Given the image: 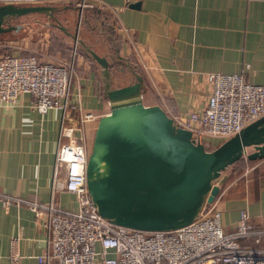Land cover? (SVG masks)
<instances>
[{
	"label": "crops",
	"instance_id": "1",
	"mask_svg": "<svg viewBox=\"0 0 264 264\" xmlns=\"http://www.w3.org/2000/svg\"><path fill=\"white\" fill-rule=\"evenodd\" d=\"M88 4L80 13L77 38L107 61L110 88L133 82V67L141 76V103L158 105L168 117L204 106L208 73H242L249 83L264 82V0H88ZM31 5L51 7L52 16L28 12L8 17L6 24L17 29L0 33L2 46L11 54H25L22 51L33 43L37 63L65 61L67 47L49 50L48 45L51 37H61L65 43L72 40L75 0H37ZM102 13L113 20L117 48L109 42ZM79 48L83 51L73 57L71 94L62 126L70 128L71 138L82 144L85 137L92 138L98 118L109 112L110 105L103 94L101 68L80 43ZM30 100L23 93L12 106L0 105V191L47 202L52 182L65 179V166L54 165L55 148L69 139L59 137L60 110L38 113ZM250 151L251 147L246 149ZM227 175H220L211 201L219 211L222 231L235 229L240 210L247 213L252 228L264 229V157L228 180ZM52 201L63 209H75L71 193L53 191ZM12 236L19 237V264H38L35 257L43 245L40 220L25 206L5 210L0 205V264H7ZM237 241L245 248L264 249V236L257 243L250 237Z\"/></svg>",
	"mask_w": 264,
	"mask_h": 264
},
{
	"label": "built area",
	"instance_id": "2",
	"mask_svg": "<svg viewBox=\"0 0 264 264\" xmlns=\"http://www.w3.org/2000/svg\"><path fill=\"white\" fill-rule=\"evenodd\" d=\"M37 0H0V4L31 5ZM77 24L88 0H75ZM77 32V29H75ZM77 37V34H76ZM78 39V38H77ZM79 40V39H78ZM74 57L76 40H72ZM71 63H37L31 54H11L0 45V105L12 106L18 95L31 96L30 107L38 113L55 108L61 112L54 165L65 166L63 183L52 182L47 202L22 199L0 191V205L25 206L40 220L43 245L35 257L38 264H264V249H249L238 243L250 237L257 243L264 229L247 223V213L238 212L235 229L224 233L219 211L205 203L188 224L169 231H141L118 226L101 217L86 192L84 168L88 152L71 138L70 128L62 126L71 94ZM209 92L199 111L170 117L186 129L190 139L204 147L209 139L222 142L247 124L264 115V82L249 83L242 73H208ZM89 115H84V118ZM205 148V147H204ZM53 191L74 195L75 209L54 205ZM19 237L7 243V264H19Z\"/></svg>",
	"mask_w": 264,
	"mask_h": 264
},
{
	"label": "water",
	"instance_id": "3",
	"mask_svg": "<svg viewBox=\"0 0 264 264\" xmlns=\"http://www.w3.org/2000/svg\"><path fill=\"white\" fill-rule=\"evenodd\" d=\"M51 11L48 6L0 5V33L17 29L6 24L8 17L28 12L52 16ZM71 39L101 68L110 105L97 120L84 168L89 199L110 223L145 232L184 226L217 194L213 182L222 170L239 158L264 157V115L208 151L158 105L141 103L139 74L131 70L133 82L110 88L105 58L85 47L76 31Z\"/></svg>",
	"mask_w": 264,
	"mask_h": 264
},
{
	"label": "rangeland",
	"instance_id": "4",
	"mask_svg": "<svg viewBox=\"0 0 264 264\" xmlns=\"http://www.w3.org/2000/svg\"><path fill=\"white\" fill-rule=\"evenodd\" d=\"M0 5H4V4H0ZM76 24H77V21H75V24H74V26H73V28L74 29H77L76 28ZM79 25V24H78ZM73 33H74V31H73ZM4 38V36H0V45H4V43L2 42V39ZM51 38H53V40L52 41H50V45H48V47H49V50L53 47V48H55V49H61V48H63V49H65L66 47H69V50H68V57H67V59L65 60V61H62V62H65V63H67V64H69V63H71V61H72V58H73V56H72V46L74 45V43H73V41L72 40H69V42H67V43H65V42H63V39L60 37V38H58V39H55L54 37H51ZM48 39H50L49 37H48ZM33 45V43H28V45H27V47L28 46H30L28 49H25V50H21L22 51V53H24L25 52V54H31V55H35V49L33 48V47H31ZM78 47H79V45H78V43H76V45H75V51L77 52V51H79V49H78ZM58 63H60V62H58ZM91 139L92 138H84L83 140H82V144L85 146V149H86V151L87 152H89V149H90V144H91ZM81 142V141H80ZM80 142H78L79 144H80ZM218 142V141H217ZM216 142V140H211V139H209L208 140V142H206V144H205V149L206 150H212L213 148H215L219 143H217ZM232 167H233V164L232 165H229V166H227L224 170H222L221 172H220V175H227L230 171H231V169H232ZM219 175V179H220V176ZM219 179H217L216 181H214L213 183H215V184H219Z\"/></svg>",
	"mask_w": 264,
	"mask_h": 264
},
{
	"label": "trees",
	"instance_id": "5",
	"mask_svg": "<svg viewBox=\"0 0 264 264\" xmlns=\"http://www.w3.org/2000/svg\"><path fill=\"white\" fill-rule=\"evenodd\" d=\"M102 14L104 15L103 22L106 24L105 28H106V31L108 33L107 35L109 37V42H110L112 47L117 48V43L119 42V39H118V36L115 34L114 27L112 26L113 20L110 18V16L106 15V13H102ZM78 45H79V43H78ZM78 49L80 50L79 47H78ZM67 50H69V47H67ZM80 51L82 52L83 49ZM132 70H134L133 67H132ZM134 72L138 73L136 70H134ZM255 160L256 159L249 160L246 158H239L238 160H236L233 163V167H232L231 171L228 173L226 180L238 175L243 169H245L250 163H252Z\"/></svg>",
	"mask_w": 264,
	"mask_h": 264
}]
</instances>
